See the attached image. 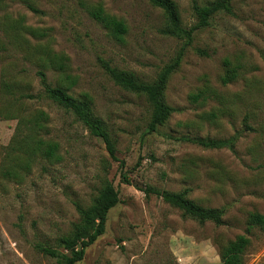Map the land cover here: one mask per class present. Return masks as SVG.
Returning a JSON list of instances; mask_svg holds the SVG:
<instances>
[{
	"label": "rangeland",
	"instance_id": "obj_1",
	"mask_svg": "<svg viewBox=\"0 0 264 264\" xmlns=\"http://www.w3.org/2000/svg\"><path fill=\"white\" fill-rule=\"evenodd\" d=\"M173 1L190 27L198 20L194 2L215 0ZM98 6L123 20L127 33L116 37L96 20ZM232 7L195 32L164 93L176 110L148 132L151 104L117 84L104 62L155 80L184 44L163 33L162 8L151 0H0V264H59L37 245L65 251L60 238L80 222L77 207L91 206L107 181L120 201L76 264H221L222 247L240 235L251 240L246 264H264V231L249 226L252 212H264V0ZM232 69L236 78L224 83ZM39 71L89 100L119 160L70 111L46 97H21L42 92ZM41 112L48 131L33 132ZM183 137L229 144L207 148ZM39 139L57 142L61 158L33 151ZM148 185L189 189L195 202L222 208L224 223L185 217L148 197Z\"/></svg>",
	"mask_w": 264,
	"mask_h": 264
},
{
	"label": "trees",
	"instance_id": "obj_2",
	"mask_svg": "<svg viewBox=\"0 0 264 264\" xmlns=\"http://www.w3.org/2000/svg\"><path fill=\"white\" fill-rule=\"evenodd\" d=\"M232 1L215 0L207 5H200L194 2L193 8L198 20L193 26L185 27L181 24L177 5L173 0H151L154 5L162 8L167 15V24L162 29L163 33L184 41L177 56L151 82L142 81L133 72L119 69L108 62H104L106 70L117 84L128 91L144 95L151 104L152 115L148 125V132L156 131L159 126L164 125L176 110L166 102L164 93L171 74L179 68L187 47L192 44L195 32L198 29L209 26L215 14L220 12L232 14ZM91 14L116 37L120 38L128 31L127 24L123 20L108 14L103 6H98L91 10ZM38 75L42 85V92L37 94L23 93L21 97L26 99L46 97L70 111L88 128L92 135L103 140L109 155L113 159L119 160L116 154L115 141L104 122L93 114L89 100L76 98L66 88L53 86L48 81L44 71H39ZM235 78L236 72L232 69L223 78V82L228 83ZM193 98L198 99L199 94L194 95ZM47 119V114L41 112L37 118L31 121L29 128L33 132L43 129L47 132ZM182 139L207 148H220L229 144V141L202 137H183ZM58 148V143L53 140L39 139L32 149L33 151H40L44 157L59 160L61 157L58 154ZM121 166L124 167V161H121ZM122 177L123 181L131 183L127 173L123 170ZM143 190L148 197L155 194L179 208L185 217L196 219L201 223L208 221L217 225L224 223V210L222 208L205 207L195 202L188 195L189 189L171 191L148 185ZM119 201L120 192L114 183L112 181L105 182L91 206L88 208L77 207L81 216L80 222L75 224L71 234L63 235L60 238V243L65 248V251L42 243L37 245L38 249L46 255L56 258L59 264H76L83 260L87 248L106 232L108 214ZM249 226L251 228L257 227L264 231V212H252L249 216ZM250 243L251 240L246 235H240L236 239L229 241L221 249V264H246V253Z\"/></svg>",
	"mask_w": 264,
	"mask_h": 264
}]
</instances>
